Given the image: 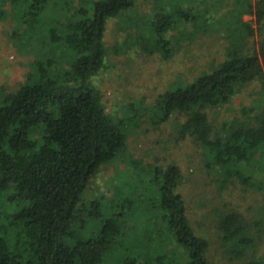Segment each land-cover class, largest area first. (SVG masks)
Returning a JSON list of instances; mask_svg holds the SVG:
<instances>
[{"label": "trees", "instance_id": "trees-1", "mask_svg": "<svg viewBox=\"0 0 264 264\" xmlns=\"http://www.w3.org/2000/svg\"><path fill=\"white\" fill-rule=\"evenodd\" d=\"M190 1L159 0L139 24L135 41L170 58L175 32L187 25L197 29L203 16L195 7L204 0ZM136 5L0 0V21L14 20L12 37L35 56L18 89H0V264H210L209 241L195 231L178 191L182 171L176 163L128 160L130 170L121 172L116 194L87 195L104 166L125 161L135 118L143 114L135 105L127 116L109 113L94 80L106 67L109 20L134 14ZM241 14L255 15L257 27ZM228 21L226 58L160 93L147 108L149 120L161 126L184 114L179 138H194L201 146L221 188L237 180L264 193V0H236ZM256 31L259 46L251 50L247 39ZM256 80L262 100L245 109L247 121H224L217 128L210 110ZM219 226L235 257L253 246L238 212H223ZM250 264H264V258Z\"/></svg>", "mask_w": 264, "mask_h": 264}, {"label": "rangeland", "instance_id": "rangeland-1", "mask_svg": "<svg viewBox=\"0 0 264 264\" xmlns=\"http://www.w3.org/2000/svg\"><path fill=\"white\" fill-rule=\"evenodd\" d=\"M179 1L182 5L192 2ZM246 1L256 2L243 0ZM158 2L136 0L135 11L132 10L134 14L117 16L107 24L104 37L108 47L106 67L94 80L104 92L109 113L127 116L132 111L131 105H135L143 114L135 118L136 128L129 135L125 161L104 166L91 181L87 195L95 198L116 194L118 183L122 182L119 179L121 172L130 170L126 164L128 160L142 159L145 163L160 165L176 163L182 171L178 191L187 200L189 218L195 231L209 241L207 257L210 264H250L264 258V193L237 180L221 188L217 181L219 174L206 167L201 146L194 138H179V129L186 116L177 113L161 126H156L149 120L150 112L147 109L160 93L193 81L226 58L229 49L228 20H231L236 0H204L198 3L199 6L195 8L203 12L196 24L200 32L194 25H187L183 33L180 30L175 32V52L170 58H165L160 52H149L135 41L136 32L140 30L138 26L147 22L145 15L152 14ZM131 14L135 15L136 20L131 18ZM209 17L214 21H210ZM133 19L131 25L129 21ZM241 19L253 21L257 27L255 15L241 14ZM16 26L12 19L0 21V89H18L35 57L12 37ZM258 41L256 31L253 38L247 39L248 48L257 49ZM262 94L259 80L241 86L230 103L210 110L212 121L217 128L224 121L234 124L247 121L245 109L256 108ZM231 211L241 215L253 238V246L242 257H235L221 237L220 216L223 212Z\"/></svg>", "mask_w": 264, "mask_h": 264}]
</instances>
